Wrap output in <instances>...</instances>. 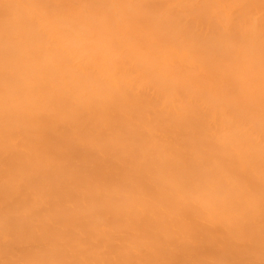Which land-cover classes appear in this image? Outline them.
Wrapping results in <instances>:
<instances>
[{
    "label": "bare ground",
    "instance_id": "obj_1",
    "mask_svg": "<svg viewBox=\"0 0 264 264\" xmlns=\"http://www.w3.org/2000/svg\"><path fill=\"white\" fill-rule=\"evenodd\" d=\"M0 264H264V0H0Z\"/></svg>",
    "mask_w": 264,
    "mask_h": 264
}]
</instances>
